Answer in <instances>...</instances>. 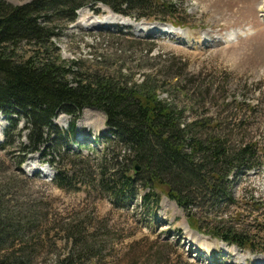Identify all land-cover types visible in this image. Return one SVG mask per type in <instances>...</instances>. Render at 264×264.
Here are the masks:
<instances>
[{"label":"rangeland","instance_id":"374dc122","mask_svg":"<svg viewBox=\"0 0 264 264\" xmlns=\"http://www.w3.org/2000/svg\"><path fill=\"white\" fill-rule=\"evenodd\" d=\"M156 1L147 11L154 14L150 18L138 17L141 10L122 15L105 4L97 11L83 6L73 22L55 23L59 36L50 41L62 58L81 65L122 70L138 81L152 75L159 96L181 107L186 120L206 119L189 134L219 138L228 152L250 143L252 162L264 164V0ZM159 4L172 7L167 11ZM18 120L12 143L1 147L8 120L0 111V174L10 176L6 194L26 227L23 239L46 238L34 251L36 264H58L68 251L82 264H264V166L229 172L234 202L199 194L182 207L163 192L157 202L143 201L140 194L149 189L142 178L118 199L109 187L121 182L122 154L128 159L133 153L109 131L103 110L80 111L75 140L46 128L49 149L61 152L55 159L66 171L67 187L55 184V167L39 151L18 162L19 141L27 142L25 119ZM70 120L63 111L52 118L64 131ZM71 162L78 165L70 169ZM188 213L202 230L189 226ZM225 224L247 233L254 248L241 249L208 232Z\"/></svg>","mask_w":264,"mask_h":264},{"label":"trees","instance_id":"16d2710c","mask_svg":"<svg viewBox=\"0 0 264 264\" xmlns=\"http://www.w3.org/2000/svg\"><path fill=\"white\" fill-rule=\"evenodd\" d=\"M155 1L31 0L15 5L0 0V111L8 120L1 147L12 143L18 118H24L27 142L19 141L23 153L18 162L23 161L28 152L39 151L43 159L55 167V184L70 186L64 167L55 159L61 152L49 149L48 140L52 137L46 135V128L57 137L75 140L73 132L80 111L84 107H96L104 111L105 123L118 143L133 153L128 159L124 154L121 156V182L117 189L109 187L115 198L127 195L134 189L136 180L142 178V185L149 189L140 194L143 201L153 197L157 202L163 192L182 207L193 202L199 194L209 200L221 198L234 202L227 176L234 169L242 172L259 165L252 162L254 157L251 159L254 145L241 143L239 150H234L235 153L230 150V154L220 146L219 138L189 134L191 126H201L206 119L186 120L181 107L159 96L158 83L152 75L144 74L138 81L122 70L100 71L95 65L84 66L76 59L62 58L50 41L59 36L60 24L55 23L73 22L76 12L83 6L97 11L99 4H105L122 15H135L141 10L138 17L150 18L154 14L147 11L157 5ZM159 6L167 11L172 7ZM151 49L152 46L146 51ZM58 111L71 115L66 131L52 121ZM21 134L22 127L17 136ZM205 139L208 143L204 145ZM199 149L203 153L195 152ZM205 158L208 161L204 163ZM136 163L139 169L135 168ZM203 163L205 170L201 167ZM77 165L71 162L70 169ZM9 181L10 176L0 174V264H36L34 251L37 244H45L46 238L34 243L23 239L26 227L6 194ZM186 219L189 226L202 230L190 213ZM208 232L239 247L254 248L251 237L233 226L218 225ZM72 239H76V235ZM89 248L84 246L83 250ZM58 264L82 262L68 251Z\"/></svg>","mask_w":264,"mask_h":264},{"label":"water","instance_id":"95a60500","mask_svg":"<svg viewBox=\"0 0 264 264\" xmlns=\"http://www.w3.org/2000/svg\"><path fill=\"white\" fill-rule=\"evenodd\" d=\"M135 168L136 169H139V165L137 163L135 164Z\"/></svg>","mask_w":264,"mask_h":264},{"label":"bare ground","instance_id":"6f19581e","mask_svg":"<svg viewBox=\"0 0 264 264\" xmlns=\"http://www.w3.org/2000/svg\"><path fill=\"white\" fill-rule=\"evenodd\" d=\"M141 169V168H140Z\"/></svg>","mask_w":264,"mask_h":264}]
</instances>
